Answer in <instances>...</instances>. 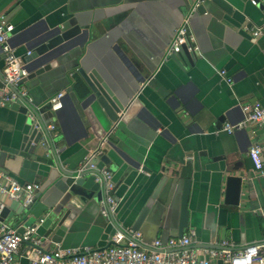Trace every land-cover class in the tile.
<instances>
[{"label":"crops","instance_id":"obj_1","mask_svg":"<svg viewBox=\"0 0 264 264\" xmlns=\"http://www.w3.org/2000/svg\"><path fill=\"white\" fill-rule=\"evenodd\" d=\"M227 1L232 6L229 12L210 0H0V16L13 24L11 43L20 56L26 48L19 34L28 26L73 18L88 26L81 46L69 50L56 65L26 80L19 89L32 103L41 104L59 91L71 92L82 81L77 68L85 72L94 68L125 104L109 140L141 170L128 168L129 164L105 145L112 157L124 164V170L111 165L116 222L129 229L166 176L138 228L145 246L155 239L165 245L169 238L178 237L185 178L191 179V186L184 234L194 231L192 247L202 252L226 242L238 248L264 239V167L257 170L248 153L250 146L258 144L264 158V127L250 125L231 133L223 130L226 122L242 119V104L260 102L264 107V33L256 38L250 34L252 25L264 22L260 5L264 0H256V4ZM199 3H204V11L196 10ZM194 6L189 24L195 48H187L189 57L180 52L177 60L171 55L164 59L176 28ZM2 65L0 51V69ZM66 109L62 127L56 122L60 157L66 166L79 168L101 137L88 124V136H82L75 113ZM24 118L10 102L0 103V148L17 154ZM15 154L2 160L0 171L42 187L44 166L28 153ZM230 173L244 180L237 205L224 202L225 178ZM0 203L10 211L23 205L2 194ZM32 224L44 238L46 249L100 248L118 231L103 213L102 201L93 200L76 209L66 230L59 233L58 243L51 240L54 229L48 232L39 219L31 217L23 225ZM2 225L19 226L9 218L0 219V228ZM16 260L28 264L21 251Z\"/></svg>","mask_w":264,"mask_h":264},{"label":"water","instance_id":"obj_2","mask_svg":"<svg viewBox=\"0 0 264 264\" xmlns=\"http://www.w3.org/2000/svg\"><path fill=\"white\" fill-rule=\"evenodd\" d=\"M210 2L227 12L232 9L231 4L227 0H210ZM260 5L264 7V3ZM204 9V3H199L196 6L198 11H204ZM87 29L88 26L81 25L76 18L65 19L63 22L53 25L42 20L23 29L19 34V38L20 43L24 44L26 51H29V53L25 52L22 55L28 74L20 79L17 84L21 85L26 80L40 75L45 70L56 65L58 63L57 59L65 56L69 50L76 46H81L83 39L87 35ZM189 45L190 43L187 41L182 45L180 51L184 52L188 57L190 56L187 51ZM180 52L173 53L171 57L177 60V55ZM192 54L195 55L194 52ZM77 72L81 76L82 81H78L77 85L72 87L71 92H66L62 96V106L55 111L50 110L48 100L41 104L28 102L14 87L12 89L16 92L17 99L10 102L11 107L25 115L24 131L20 145L16 150L17 154H19V151L28 153L32 160L44 166L46 169L44 171L45 184L35 191L34 198L29 204L21 205L13 211H10L8 206L2 205L0 208V219L9 218V220L19 225L15 226L17 230L23 232L25 229L23 224L29 222L31 217L37 218L41 224H45L44 226L48 232L54 229L51 240L55 243L60 241L61 236L59 233L66 230L68 222L76 209L81 204L91 200L104 202L102 204L103 213L114 224L115 229L124 232L126 227L116 222L114 214H107L106 195L104 193L106 179L103 177L101 169L112 173L111 168L113 166L111 165H117V167L119 166L118 169L121 170L124 168L123 162L129 164L128 168L132 166L135 168L140 167L138 163L130 160L128 155L114 147V144L109 140L111 133L116 131L114 130L116 123L125 111V104L113 92L96 69L93 68L89 72H85L82 68H77ZM3 82L0 69V89L3 86ZM66 107L69 110L72 109L75 113L83 129L82 136H88L86 130L88 124L94 134L101 137V142L85 156L79 168L66 166L62 163L60 157L62 150L59 148L61 138L48 128L50 123L56 122L62 127V112L67 110ZM55 125L57 126V124ZM236 131L234 130L233 132ZM108 144L117 152L123 162L122 160L117 162L112 157L105 148V145ZM10 153L15 154L10 150L0 148V165H3L2 160ZM165 180L166 176H163L156 185L130 226L131 230L138 231L141 221L150 210ZM110 181L112 182V180ZM243 182L241 175L227 174L224 191L225 203L235 205L239 203ZM190 186L191 179H183L177 228L178 238L184 234L185 229L188 227L187 204ZM32 226H36V224H32ZM218 262L221 264V261Z\"/></svg>","mask_w":264,"mask_h":264},{"label":"built area","instance_id":"obj_3","mask_svg":"<svg viewBox=\"0 0 264 264\" xmlns=\"http://www.w3.org/2000/svg\"><path fill=\"white\" fill-rule=\"evenodd\" d=\"M256 4V0H251ZM195 10L185 15L176 28L174 35L165 51L164 59L173 53L181 51L182 45L189 41L187 47L193 50L191 43L190 16ZM13 24L8 22L3 15L0 16V51L3 65L1 74L3 86L0 90V103L6 104L17 99L16 88L28 101L25 91L19 89L17 83L28 74L26 63L22 55L15 52L10 37L13 33ZM264 33V22L250 27L253 38ZM29 53V51H26ZM222 74L225 70L220 71ZM64 92L59 91L48 99L50 110L55 111L62 106L61 98ZM243 117L237 122H226L223 130L231 133L234 130H242L247 126L256 125L264 127V107L260 102L244 103L241 106ZM56 123H50L48 128L56 132ZM253 165L257 170L264 167L262 147L253 144L248 150ZM141 170V168H139ZM106 179L104 193L107 203V214H114L117 202L112 195L113 183L111 172L101 169ZM101 181V179L98 177ZM40 184L35 182H20L9 173L0 171V194L12 200H20L23 205L29 204ZM104 204V202H102ZM3 204L0 203V208ZM124 232L117 231L110 238V243L100 248L75 247L46 249L43 247V237L36 231V226H26L23 232L17 228L2 225L0 228V264H18L17 254L21 251L28 264H213V261H221V264H264V239L247 243L238 248H232L226 242L222 247L206 248L198 251L191 244L194 242V231L189 230L181 237L169 238L164 245L160 239H155L149 246L142 243L141 233L129 229ZM167 247V249H166ZM21 248V250H20Z\"/></svg>","mask_w":264,"mask_h":264}]
</instances>
